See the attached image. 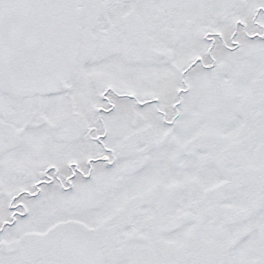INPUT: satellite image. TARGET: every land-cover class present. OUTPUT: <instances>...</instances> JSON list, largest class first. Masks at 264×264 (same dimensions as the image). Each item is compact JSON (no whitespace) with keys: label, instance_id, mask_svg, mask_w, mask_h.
Listing matches in <instances>:
<instances>
[{"label":"snow or ice","instance_id":"obj_1","mask_svg":"<svg viewBox=\"0 0 264 264\" xmlns=\"http://www.w3.org/2000/svg\"><path fill=\"white\" fill-rule=\"evenodd\" d=\"M0 264H264V0H0Z\"/></svg>","mask_w":264,"mask_h":264}]
</instances>
